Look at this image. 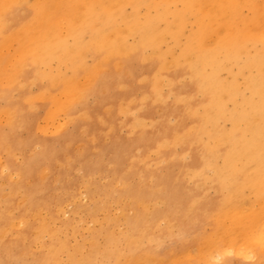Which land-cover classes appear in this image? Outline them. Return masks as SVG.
<instances>
[{
	"label": "bare ground",
	"instance_id": "6f19581e",
	"mask_svg": "<svg viewBox=\"0 0 264 264\" xmlns=\"http://www.w3.org/2000/svg\"><path fill=\"white\" fill-rule=\"evenodd\" d=\"M134 63L141 70L136 79L151 87L143 100L150 97L165 103L170 92L165 87H171L177 77L189 79L190 86L182 85L172 97L197 120L180 130L175 125L151 150L159 153L178 144L201 142V162L186 174L214 186L221 195L206 210L215 220V232L203 235L204 247L197 257L173 264H233L229 253L252 259L251 264H264V0H0V128L9 129L0 132V264L5 254L32 252L31 245L41 232L52 233L41 206L48 208L50 191L57 183L74 193L69 186L74 183L68 184L63 172L78 167L72 158L77 155L79 166L86 169L97 162L78 150L63 149L57 155L52 144L37 142L33 136L29 140L18 137L14 128L31 125L24 120L26 110L38 101L47 102L44 125L58 132L65 125H59L60 116L64 122L74 121L78 105L86 115L89 96L114 81L122 86L125 76H134ZM194 93L201 96L195 103ZM125 97L119 109L128 112L134 99L129 91ZM145 121L136 114L135 128ZM26 145L29 153L16 161ZM5 153L6 161L2 159ZM50 159L59 160L57 175L52 173ZM50 173L55 182L45 190L41 185L48 182ZM143 179L139 176L140 182ZM117 186L118 198L114 197L121 200L127 185ZM156 186L154 197L176 198L174 190L168 196L164 180ZM250 195V207L245 208ZM189 199L187 215L196 202L191 195ZM124 201L131 204L126 210L118 205L120 211L113 216L105 207L100 213L103 221L111 219L112 229L122 218L138 222L134 229L128 228L124 247L125 264H139L133 252L141 247L143 234L138 230L152 231L153 224L145 225L150 214H160L155 209L149 212L157 200L131 192ZM57 212L53 210L51 217ZM110 239L116 240L114 235ZM95 243L92 233L90 244ZM56 246L49 243L47 252L36 254L38 264H59Z\"/></svg>",
	"mask_w": 264,
	"mask_h": 264
},
{
	"label": "rangeland",
	"instance_id": "374dc122",
	"mask_svg": "<svg viewBox=\"0 0 264 264\" xmlns=\"http://www.w3.org/2000/svg\"><path fill=\"white\" fill-rule=\"evenodd\" d=\"M139 67L137 64H133L135 78L134 76H125L122 83L123 87L117 85L114 81V83H109L107 88L102 89L99 94L89 96L86 102L88 117L86 116L87 114L83 115L79 105L75 109L76 116L74 121L64 122L63 115L60 116L58 118V121H60L59 125H61V128L63 124L65 125L58 132L49 131L50 129H47L46 125H44L46 123L44 115L48 108L47 102L41 100L37 102L32 110L25 109L27 115L24 120L26 123L31 122V125L27 126L24 124L21 127L14 128L18 137L20 136L23 140H29L33 136L37 142L47 146L52 144L57 147V155L62 154L64 152L63 149H68V151L78 150L85 158L90 157L97 162L96 166L86 169L79 166L78 163L81 160L77 155L72 158V162L78 167L70 172H63L66 173L67 183H74L69 185L72 190L74 189V193H67L57 183V188L54 187L56 189L50 191L47 203L48 208L45 205L41 206L42 216L48 223H51L49 224V230L52 232L50 233L51 237L45 231L41 232L39 238L31 245L34 254L26 249L19 253L14 252L13 255L9 256L5 254L4 264H38L36 254L47 252L49 243L52 246L57 245L59 264H125L127 262L125 260L127 250L124 245L125 238L130 232L128 228L134 229L138 222L133 224L130 223V218H122L117 221L115 228L112 229L111 219L108 218L107 222L103 221L102 213L100 212L105 207L106 212L113 216L120 211L118 210L119 207L121 210H126L131 204H126L124 197L131 192L142 194L145 197H153L158 203H151L149 212L153 213V209H155V211L163 215V218L160 214L149 215L148 220L150 222L147 221L145 228L147 225L153 224L152 231L155 233L152 231L146 233L144 228H139L138 230L139 235L143 234L141 235L142 242L138 245L141 247L134 248L133 252L134 258H137L139 264H173L177 260L183 262L188 258V260L195 258L198 256L199 249L204 247L202 244L203 235L207 236L215 232V228H217L215 220L209 217L206 210L217 200L219 201L221 195L216 192L214 186H210L200 179L190 178L186 174V170L191 171L201 162V157L199 156L201 153V142L195 140L192 143L178 144L173 149L163 148L159 153L151 150L155 147L157 139H161L163 135L171 134L175 125H178L180 130L188 128L189 125L197 120L195 115H190L184 106L176 103L172 97L173 93L181 88L182 85L190 86V81L186 76H180L179 79L177 77L171 87H165V92L170 90L165 103L154 101L150 97L143 100V93L150 94L151 87L148 82L136 79L141 75ZM33 87V90L37 89L36 85H33ZM192 88L191 86V91H193ZM126 91H129V97L134 100L129 104L130 110L123 112L119 109V104L122 99H128V97H125ZM15 97L18 98L17 95ZM200 99V95L193 94L192 100L194 103ZM0 104H3L1 100ZM136 114H140L146 120L142 127L138 126L135 128L134 118ZM2 130L5 133L9 132L5 125H2L0 132ZM36 130L38 131L36 132ZM85 131L86 133L84 134ZM69 142H72V144ZM25 153H29L27 145L15 156V160L19 161ZM7 157L5 153L2 159L5 160ZM142 159L146 160V162L142 161ZM49 161L53 163L52 173L57 175L61 171V169L56 167L59 160L50 159ZM50 174L48 175L50 177L48 182L41 185V188L45 190L55 182L53 175ZM139 176L144 178L143 182L139 181ZM64 178L65 176L63 175ZM161 180L166 183V187L169 190L168 196H171L174 190L176 198L163 195L154 197L156 194L155 189L158 188L156 185ZM117 182H125L127 185V190L124 193L125 195H122L121 200H117ZM94 184L95 186H93ZM248 194L249 192L247 191L245 197ZM190 195L193 203L194 201L196 202L194 203L193 212L187 215V210L191 204ZM248 198L245 201V208L247 205L250 207L251 195ZM56 209L60 211L57 212V217H51V212ZM129 212L130 216L134 213V208ZM100 222H103L102 227H99ZM57 231L58 235L56 234ZM92 233L95 237V245L90 244ZM111 235L115 236V241L110 239ZM109 242H111V246ZM62 244L64 245L61 246ZM24 251L26 252L25 254H23ZM211 255L212 259L216 258L215 251H212ZM228 255L233 264L252 263V259H243L233 253Z\"/></svg>",
	"mask_w": 264,
	"mask_h": 264
}]
</instances>
